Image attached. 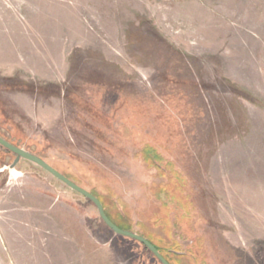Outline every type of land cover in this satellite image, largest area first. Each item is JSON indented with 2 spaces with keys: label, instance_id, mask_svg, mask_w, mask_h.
<instances>
[{
  "label": "rangeland",
  "instance_id": "rangeland-1",
  "mask_svg": "<svg viewBox=\"0 0 264 264\" xmlns=\"http://www.w3.org/2000/svg\"><path fill=\"white\" fill-rule=\"evenodd\" d=\"M0 136L171 264H264V0H0ZM15 159L0 264H161Z\"/></svg>",
  "mask_w": 264,
  "mask_h": 264
},
{
  "label": "water",
  "instance_id": "water-1",
  "mask_svg": "<svg viewBox=\"0 0 264 264\" xmlns=\"http://www.w3.org/2000/svg\"><path fill=\"white\" fill-rule=\"evenodd\" d=\"M0 145L6 148L7 150L11 151L16 155V159L14 163L11 165V168L14 169L17 165V163L23 158L27 159L33 163H36L37 165L41 166L43 169L51 173L53 176H55L57 179L65 183L67 186H69L71 189L81 193L86 198H88L90 201H92L96 207L98 208L99 214L102 218V220L118 235L129 237L134 240H137L141 243H143L148 249L162 262V264H170L163 255L159 252L157 247L153 245L148 239L143 237L142 235L135 233L133 231L125 230L120 228L118 225H116L106 214L105 208L101 200L92 194L87 189L83 188L82 186L78 185L71 179H69L67 176H65L63 173H61L59 170H57L55 167H53L51 164H49L45 159L33 154L32 152L25 150L19 146H16L15 144L11 143L10 141L4 139L2 136H0Z\"/></svg>",
  "mask_w": 264,
  "mask_h": 264
},
{
  "label": "trees",
  "instance_id": "trees-1",
  "mask_svg": "<svg viewBox=\"0 0 264 264\" xmlns=\"http://www.w3.org/2000/svg\"><path fill=\"white\" fill-rule=\"evenodd\" d=\"M62 173V172H61ZM65 175V174H64ZM66 176V175H65ZM68 177V176H67ZM69 178V177H68ZM69 179H71V178H69ZM72 180V179H71ZM72 181H74V180H72ZM75 182V181H74ZM75 183H77V182H75ZM78 184V183H77ZM79 185V184H78ZM93 193V192H92ZM94 194V193H93ZM98 197V196H97ZM99 198V197H98ZM100 199V198H99ZM101 200V199H100ZM106 211V210H105ZM106 214H107V212H106ZM108 215V214H107ZM108 217L110 218V216L108 215ZM111 219V218H110ZM112 220V219H111ZM113 221V220H112ZM120 227V226H119ZM120 228H122V227H120ZM130 239H132V238H130ZM134 240V239H133ZM141 244H143V243H141ZM154 244V243H153ZM144 245V244H143ZM155 245V244H154ZM145 246V245H144ZM146 247V246H145ZM147 249H148V247H146ZM158 248V247H157ZM158 250H159V248H158ZM151 252V251H150ZM161 252V251H160ZM152 253V252H151ZM153 254V253H152ZM154 255V254H153ZM155 256V255H154ZM155 258L162 264V262L155 256ZM168 261V260H167ZM169 262V261H168ZM170 264H171V262H169Z\"/></svg>",
  "mask_w": 264,
  "mask_h": 264
}]
</instances>
